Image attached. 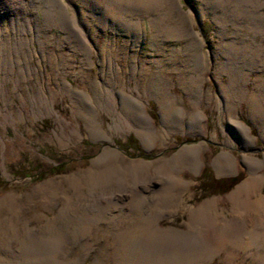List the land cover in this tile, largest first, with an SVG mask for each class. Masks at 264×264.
Listing matches in <instances>:
<instances>
[{
  "label": "rangeland",
  "instance_id": "rangeland-1",
  "mask_svg": "<svg viewBox=\"0 0 264 264\" xmlns=\"http://www.w3.org/2000/svg\"><path fill=\"white\" fill-rule=\"evenodd\" d=\"M226 1L181 0V10L191 15L187 26L193 37L159 40L164 44L161 57L153 47L150 18H144L145 31L138 40L119 31L117 20L125 9L141 12L150 8L162 17V0H91L84 14L83 0H65L93 48V63H83L81 53L63 41L66 33L61 27L44 28L48 11L45 0H0V41H5L7 50L16 44L28 56L30 67L23 77L17 70L0 74V240H10L5 225L17 216L39 232L37 238L22 244L13 241L11 253L5 248L0 254V264H145L150 260L140 256L144 246L159 250L169 264H264L256 248L244 251L231 246L232 237L248 241L255 233L253 227L241 226L229 236L228 228H222L225 230L209 236L194 217L197 209L213 199L219 200L226 217L237 214L231 196L250 176L244 157L264 162V131L253 121L246 98L236 97L238 88L234 86L243 85L241 91L247 97L255 91L261 93L260 101L264 102V34L251 29L264 28V0L218 4ZM25 19L30 22L25 31L13 28L12 22L21 24ZM193 38L202 41L205 52L201 68L187 64L181 54L176 59L168 56L185 49ZM256 44L262 46L261 55L255 53ZM102 49L121 67L108 80L101 72ZM161 58L163 68L157 66ZM22 65L26 69V63ZM143 69L156 72L155 82L159 76L170 83L177 95L172 101L173 108L178 106L175 116L180 114L179 108L188 110L191 104L179 77L195 78L199 88V77L203 76L201 96L193 98L202 104L198 109L204 110L207 118L204 132L193 135L173 129L163 133L160 104L144 84ZM123 87L140 99L155 129L163 134L149 147L127 123L120 97ZM224 87L229 96L224 94ZM76 88L86 104L96 110L97 120L110 139L92 138L81 116L84 107ZM228 107L250 128L253 144L243 145L233 132ZM86 114L90 113L85 109L82 115ZM199 144L207 148L201 154L202 167L185 171L190 187L181 203L164 209L160 219L156 218L160 211L154 208V197L165 182L153 171V177L141 182L139 193L134 183L90 186L89 175L98 169L95 161L111 150H117L126 164L133 160L158 162L171 158L184 146ZM221 152L233 154L236 172L218 175L212 163ZM259 173L264 174V167ZM49 185L54 191L41 189ZM6 200L13 203L5 206ZM143 211L157 219L161 230L172 229L186 238L147 237L140 228L125 231V217ZM208 215L204 212L203 217ZM225 245L236 259L228 261L226 252H219ZM13 252L17 253L13 256Z\"/></svg>",
  "mask_w": 264,
  "mask_h": 264
},
{
  "label": "bare ground",
  "instance_id": "bare-ground-1",
  "mask_svg": "<svg viewBox=\"0 0 264 264\" xmlns=\"http://www.w3.org/2000/svg\"><path fill=\"white\" fill-rule=\"evenodd\" d=\"M88 0H83L81 7V13H86V8L89 7ZM230 3V0L225 3H218L226 5ZM48 6V11L45 12L47 16V21L45 19V27L49 28L51 26H59L66 33L63 41L69 42L71 48L78 51L82 55L83 63H93L92 55L93 48L90 42L86 38L83 29L79 26L78 21L75 17L70 15L65 0H45ZM165 6H162L163 16L155 14L152 9H143L139 12L132 11L129 9L122 10L120 18L117 20V29L123 31L128 35L134 36L135 40H138L145 31L144 18H150V24L153 28V38H154V49L155 51L163 57V52L160 50L164 47L163 42L159 43V40L163 41L166 38L174 37H193L192 33H188L187 22L191 15L185 11L181 10V0H162ZM216 3V2H214ZM175 11H178L175 13ZM217 16V15H215ZM49 18V19H48ZM127 18H130L127 21ZM216 18V17H215ZM166 22V23H165ZM165 23V24H164ZM13 28L15 30H26V27L30 26V22L25 19L21 24H15L12 22ZM256 34H264V28H251ZM3 32L0 20V38H2ZM255 43V42H254ZM263 49L262 46L255 45V53L261 55ZM101 60L103 67L101 72L106 80L115 72H119L121 69L117 61H115L111 54L107 51H100ZM183 55L184 61L194 68L202 67L203 60L205 58V52L202 48V41L200 39H192L191 42L186 46L185 49L181 51L171 52V58L176 59L177 55ZM31 56V55H30ZM31 58V57H30ZM170 58V57H169ZM28 56L22 52V50L17 47L16 44L9 46V50L6 48L5 41H0V74L2 76L11 74L14 70L18 72L20 76H24L25 72L30 71ZM26 63V69L23 67V63ZM164 59L157 60V66L163 68ZM106 66V67H105ZM200 67V68H201ZM132 71H135V67H131ZM145 86L149 88L151 96L155 97L160 104L161 108V120L164 132H174V130L181 131L184 133H190L193 135L202 133L205 131V125L203 124L207 118L204 110H199L202 104L199 100H195L193 96H201L203 76L199 77L200 86L196 87V79L188 78L186 75L179 77V85L183 88L184 92L190 97L189 109L181 107L178 109L177 117L175 116L172 101L177 100V95L171 91L170 83L165 81L164 77L158 76V80L154 81L155 73L149 69H143ZM156 71V69H155ZM235 83V82H234ZM155 84V86H154ZM233 85V82L231 83ZM234 86L238 88L235 93L236 97L239 99H244L248 101L249 111L253 117V121L259 124L261 130L264 131V102L261 103L262 94L259 92L249 93L248 97L245 91H241L243 85L235 83ZM75 94L79 95L81 98V104L84 109L81 113L84 114L85 109L87 110L86 116L82 115L83 120L88 126L89 133L93 139L99 140L101 138L110 139L105 130L102 128L101 123L97 120L98 113L96 110L91 109L84 100V95H82L79 89H75ZM228 88L224 87V94L229 96L230 93L227 92ZM196 92V94H195ZM120 97L122 100V109L127 115V123L129 126L134 128L141 138L142 142L146 147H149L153 142L160 138H163V134L158 132L155 128V124L152 118L146 112L144 104L140 99L134 97L132 94L127 92L126 88H121ZM83 100V101H82ZM89 102V100H88ZM177 102V101H174ZM89 107V108H88ZM229 121H231V128L233 132L237 133L242 144L249 146L253 144V138L250 133V128L243 121L235 118L233 114V108L228 107ZM188 117L189 119H187ZM184 120H186L184 122ZM184 122V123H183ZM203 150H207L203 144L195 146H184L177 153H175L169 159H161L158 162H146L144 160H133L126 164V160L121 156L117 150H111L108 153L102 155L95 161V166L98 167L96 170H92L89 175V182L92 188L107 185H123L127 183L136 184V190L139 193L140 188L143 187L141 182L147 181L150 176L158 177L163 180L164 186L161 191H159L154 197V208L160 211L159 215L156 217L160 219L162 217L163 210L169 208L170 205L181 203L182 197L186 194V191L190 187V182L184 179V173L187 170H198L203 164L201 159V154ZM244 163L247 165L250 176L248 179L244 180L236 189V191L231 196V201L233 203V210L237 214L233 215L231 218L225 216L223 212L220 211V203L218 199L209 200L204 207L197 209L194 213L196 222L204 226L207 234L209 236H215L217 231L225 230L222 228H228L225 231L229 236L230 232H238L241 226H251L255 229V233L249 238L248 241L243 240L242 237H232V248L241 249L244 251H252V249H257V256L264 262V193L262 192V187L264 186V174H260L259 171L264 167V162L260 161L256 157H244ZM213 167L217 171L218 175L230 174L236 172L237 164L236 158L233 154L228 152H221L213 159ZM107 165H110V169H107ZM106 168V169H103ZM153 171V173L151 172ZM50 186V185H49ZM52 186L48 188H41L44 192L47 190H52ZM112 197H107L106 200H113ZM13 203V201L6 200L4 205L7 206L8 203ZM209 213V218H204L203 214ZM152 215H148L146 212H141V214L128 215L126 216L125 231L134 232L136 229H142L144 236L161 238V239H174L180 240L185 237L183 234L172 230H161L157 225V219L152 220ZM153 218V217H152ZM8 223V224H7ZM5 227L9 231H5L11 236L9 241L1 242L0 240V254L6 251L10 252L12 250L11 245L13 241H18L22 244L29 238H37L39 232L31 229L28 222L21 220L19 216L13 221L12 219L7 222ZM2 223L0 222V230ZM263 227V230L261 229ZM220 229V230H219ZM53 232V231H51ZM142 236V237H144ZM186 238V237H185ZM228 240V239H227ZM234 241V242H233ZM145 252L140 253V256H147L150 262H144L145 264H169L165 261L164 255L154 247L144 246ZM158 251V252H156ZM219 252H226V259L228 261L234 260L237 256L232 254L230 248L227 245L223 246ZM263 252V254H262ZM17 252H13V256ZM152 257V260L149 256ZM10 256V254H9ZM76 264V263H75Z\"/></svg>",
  "mask_w": 264,
  "mask_h": 264
},
{
  "label": "trees",
  "instance_id": "trees-1",
  "mask_svg": "<svg viewBox=\"0 0 264 264\" xmlns=\"http://www.w3.org/2000/svg\"><path fill=\"white\" fill-rule=\"evenodd\" d=\"M56 171H57V170H56ZM56 171H55L54 173H56ZM57 172H59V170H58Z\"/></svg>",
  "mask_w": 264,
  "mask_h": 264
}]
</instances>
